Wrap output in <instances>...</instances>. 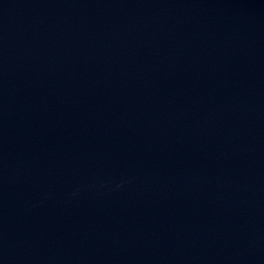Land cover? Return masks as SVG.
<instances>
[{"label": "water", "instance_id": "water-1", "mask_svg": "<svg viewBox=\"0 0 264 264\" xmlns=\"http://www.w3.org/2000/svg\"><path fill=\"white\" fill-rule=\"evenodd\" d=\"M0 264H264V0H0Z\"/></svg>", "mask_w": 264, "mask_h": 264}]
</instances>
